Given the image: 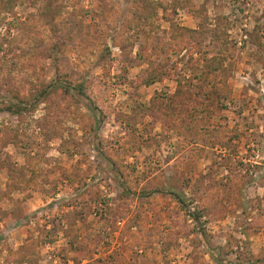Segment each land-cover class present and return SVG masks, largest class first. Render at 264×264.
Segmentation results:
<instances>
[{"label":"rangeland","instance_id":"1","mask_svg":"<svg viewBox=\"0 0 264 264\" xmlns=\"http://www.w3.org/2000/svg\"><path fill=\"white\" fill-rule=\"evenodd\" d=\"M0 264H264V0H0Z\"/></svg>","mask_w":264,"mask_h":264},{"label":"built area","instance_id":"2","mask_svg":"<svg viewBox=\"0 0 264 264\" xmlns=\"http://www.w3.org/2000/svg\"><path fill=\"white\" fill-rule=\"evenodd\" d=\"M192 211H193V209H192Z\"/></svg>","mask_w":264,"mask_h":264}]
</instances>
